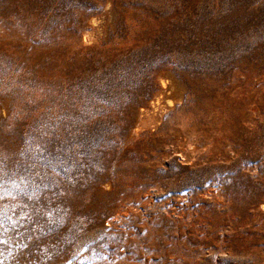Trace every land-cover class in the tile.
I'll list each match as a JSON object with an SVG mask.
<instances>
[{"label": "rangeland", "instance_id": "rangeland-1", "mask_svg": "<svg viewBox=\"0 0 264 264\" xmlns=\"http://www.w3.org/2000/svg\"><path fill=\"white\" fill-rule=\"evenodd\" d=\"M0 185V264H264V0H0Z\"/></svg>", "mask_w": 264, "mask_h": 264}, {"label": "bare ground", "instance_id": "bare-ground-1", "mask_svg": "<svg viewBox=\"0 0 264 264\" xmlns=\"http://www.w3.org/2000/svg\"><path fill=\"white\" fill-rule=\"evenodd\" d=\"M84 37L87 39V41H90V33L89 32H86L85 33V35H84ZM164 75H161V77H160V80H161V82L164 84V85H171V87H172V92H174V91H179V87H178V85L176 84V82L172 79V78H170V74L167 76V75H165V73H163ZM172 76V75H171ZM181 86V88H182V85H180ZM184 89V88H183ZM180 92H182V91H180ZM175 93V92H174ZM177 94V93H176ZM175 94V95H176ZM178 94H179V92H178ZM178 94L176 95L177 97H178ZM182 94V93H181ZM172 95H174V94H172ZM175 96V97H176ZM180 97V96H179ZM183 97V96H182ZM181 98V97H180ZM178 99V98H177ZM182 99V98H181ZM170 97L168 98V101H169V103H170ZM179 101V100H178Z\"/></svg>", "mask_w": 264, "mask_h": 264}, {"label": "snow or ice", "instance_id": "snow-or-ice-1", "mask_svg": "<svg viewBox=\"0 0 264 264\" xmlns=\"http://www.w3.org/2000/svg\"><path fill=\"white\" fill-rule=\"evenodd\" d=\"M14 187H15V185H13ZM3 187V185H0V188H2Z\"/></svg>", "mask_w": 264, "mask_h": 264}]
</instances>
